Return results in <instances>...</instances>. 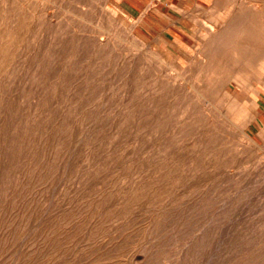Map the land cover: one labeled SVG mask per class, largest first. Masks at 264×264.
Listing matches in <instances>:
<instances>
[{
	"label": "bare ground",
	"instance_id": "1",
	"mask_svg": "<svg viewBox=\"0 0 264 264\" xmlns=\"http://www.w3.org/2000/svg\"><path fill=\"white\" fill-rule=\"evenodd\" d=\"M249 5L237 7L220 25H204L199 46L178 43L187 65L175 68L157 55H112L108 48L116 45L105 41H95L92 48L98 51L91 55L51 52L74 44L53 36L60 30L34 10L17 11L0 2V216L7 191L27 186L30 208L38 184L55 183L54 196L43 198L39 212L35 206L29 211L22 230L13 232L0 222V242L15 236L12 243L19 252L27 237L49 225L54 243L47 253L57 261L78 246L73 238L61 250V230L80 232L85 243L102 239L137 214L156 222L169 216L184 194L237 168L246 178L232 192L200 202L190 212L184 209L174 231L179 238L172 259L152 263L161 244L146 245L143 238L131 243L132 264H264V159L250 163L253 143L245 132L246 119L232 121L235 104L212 100L207 83L213 74L228 80L232 63L254 58L259 69L244 71L264 72V22L258 28L250 19L264 18V0ZM76 42V47L82 44ZM254 44L259 50L252 59ZM137 251L141 256L134 258Z\"/></svg>",
	"mask_w": 264,
	"mask_h": 264
},
{
	"label": "rangeland",
	"instance_id": "2",
	"mask_svg": "<svg viewBox=\"0 0 264 264\" xmlns=\"http://www.w3.org/2000/svg\"><path fill=\"white\" fill-rule=\"evenodd\" d=\"M121 1L122 0H38L37 2L36 0H4V3L7 7L13 5V8H15L17 11L22 10L26 12L28 11L26 9L34 10L33 12L35 13V15L38 14L37 16L40 17V20H49L54 23L55 28H58L60 30L53 32V36H56L58 38H66L70 44H74V46L68 48H53L50 50L51 52H70L75 56L77 54H79V56L91 55L98 51L97 49L92 48L95 41H105V43H108L110 45H116L115 48H108V50L110 49L108 53H112V55L120 53L128 54V52L136 54L145 53V55L150 54L151 56L157 55V57L161 58L164 62L170 64L175 68H178L179 66L184 67L187 65V56L184 55V49L182 50L184 54L181 53V50L178 47V43L188 44L190 46L192 44L195 45L197 43L196 39L199 34L201 35V31L203 30L204 25L210 23L212 25H220L221 22L219 21H228L230 19L231 13L236 10L237 7L245 8L247 6H250L249 3L251 4L255 0H204L203 2H198V0H184L183 3L186 5L183 6L181 4H176L175 1L171 2L168 0H144L141 5H136L133 7L117 5ZM0 2L2 3L3 0H0ZM213 6H216L214 7L215 9H212ZM250 19L253 22L257 21L254 26L258 28L261 26L259 22H264V18ZM196 29L198 30L197 33ZM258 36H261L260 33L258 34ZM101 37L103 38L102 41L100 40ZM124 37L127 38V41H123V39H120ZM75 39L76 41L82 43L79 46L80 48L78 46H75V44L77 43ZM132 45H135L136 49H131ZM196 46L199 45L196 44ZM257 46L256 44L253 45L254 49L253 54L251 55L252 59L255 57L256 52H258L259 50ZM193 59L195 62L193 66L198 70V68H200L198 55H195ZM213 67L215 66L213 65L210 68ZM231 67L233 73H231V77L228 80H219V75L213 74V77L207 81V83L210 85V98L215 101H219L220 99H224L226 101L231 100V102L235 104V108L233 107L230 109V117L232 121L237 123L241 122L242 119H246V125L244 127L245 132L248 134L253 143V145L249 146V151H252V159L250 163L254 164V162H256L259 164V162L261 163V161L264 159V135L258 132L259 127L254 121V118L257 113L259 100H261V98L264 96V72L258 75L257 73L244 71L245 69H251L252 71H257L259 69V66L255 64V58L250 63H247L246 60L239 63H232ZM251 74L252 76H250ZM183 75L187 77L186 72ZM181 82L186 83L184 79H181ZM225 105L226 104L223 103L222 106L224 107ZM198 106L200 109H202L200 104ZM258 153H260V155ZM256 159H259L260 161H256ZM255 170L258 171V169ZM229 171H227L228 173H223L222 177L221 175L215 177V179L212 180L211 183L206 185L204 188L198 191L190 190V193L187 192L186 194H184L181 201L176 203V206H172L170 214H168L169 216L166 215L164 216V218L161 217L163 221H161V218L157 220L158 224L157 221H153L154 225L150 222L149 219L148 221H146L148 216L145 213L137 214L126 220V222H124L120 227H117L116 229H113L111 232L107 233L108 235L105 234L102 239L85 243L80 242V232L70 231L69 233H65L61 230L60 233L64 235H59V240H57L58 244L61 246V250L64 249V246L68 244L69 241L73 240V238L75 239V242L79 247L77 246L69 253L66 252L67 254H65L64 257L57 261L53 259L52 255L47 253L50 248L49 246L54 243V238L51 234V228L49 225H45L44 229L42 228L38 231L40 232V235L34 234L27 237L23 242L24 244H21L23 246L20 247L21 250L19 252H17L16 250L17 246L15 248L12 243L15 236L12 237L11 235L10 237H8L9 239L1 240V242L3 241L2 243H4L5 246L0 247V259L2 258L0 260V264H132L134 263V261L131 256L133 252L131 243L133 242V244H135L143 238L146 239V245L157 241H159V244H161L159 245V247H157V249L155 250L156 252L154 251L152 255V263H156L158 261V258L160 259L162 257H169V259H172L174 251L177 250V248L175 249L174 247L178 243L177 241L179 238V234H175L174 231H176V228H178L183 213L190 212L196 209L200 205V202L206 203L215 198H219V196L222 197L224 195H228L237 186L238 181H242V179L246 178V176L243 177V174L240 173L239 169L237 168H231L229 169ZM39 184L37 188L38 194L36 195L34 201L35 204H33V206L30 205V208L28 206L30 204V198L26 194L27 186H19L12 193L7 191L6 200L8 203H6V208H4L1 213L3 214V216H0L2 227H8L13 232L22 230V227L24 226L21 223H24L26 221V216L29 214V211L33 212V207L35 206L34 211L39 212L40 208L42 207V200L48 198L49 200H51L52 196H54L55 193L54 181L46 180V185L43 184L44 186L42 184H40V186ZM40 194L41 196H39ZM16 195L19 196L17 199H15L17 197ZM26 199L29 202H26ZM21 203L24 205H22ZM82 207H84L83 204L80 205L79 209H82ZM16 208L18 209V212ZM184 209L185 212H183ZM15 212L17 214H22L19 215L20 217L15 218ZM12 219L13 221L10 222ZM62 225L63 224H61V226ZM13 226L14 228H17L13 229ZM18 227L20 228L19 230ZM121 228H124L125 230ZM121 230L123 233L119 232ZM172 230L173 232L171 233L170 231ZM49 233L50 235H48ZM173 234L176 236H174ZM170 236L171 238L169 239ZM107 239L109 242L106 241ZM171 239H173V241H171ZM48 240L52 242H49ZM161 242H163V244ZM172 242L173 244H171ZM2 243L1 245H3ZM43 244L45 247H47L48 245L49 246L45 249V247H43ZM61 244H63V246ZM72 244H74V242ZM167 244H170L169 247H167ZM39 245L41 248L40 250L44 249L45 251L42 250L39 252ZM121 245H124V247ZM126 245H130V247H127ZM35 247L38 249V251ZM163 247L165 249H163ZM119 250H121L120 252L122 253H120ZM171 250L172 253H170ZM127 251L129 253H127ZM38 253H40L39 256L37 255ZM76 253L77 255H75ZM2 254H4V257ZM69 254L71 255L70 257H68ZM158 255H160L161 257ZM30 256H32V258ZM140 256V252H135L134 258H139ZM36 257L38 260L36 259ZM7 258H9V260ZM12 258L13 260H11Z\"/></svg>",
	"mask_w": 264,
	"mask_h": 264
},
{
	"label": "crops",
	"instance_id": "3",
	"mask_svg": "<svg viewBox=\"0 0 264 264\" xmlns=\"http://www.w3.org/2000/svg\"><path fill=\"white\" fill-rule=\"evenodd\" d=\"M144 0H122L117 5H122L126 7H133L136 5H141ZM175 1L176 4L186 5L183 3L184 0H168ZM204 0H198V2H203ZM161 8V7H160ZM161 11V10H160ZM254 121L257 123L259 129L258 132L264 135V96L259 100V105L257 106V113L254 118Z\"/></svg>",
	"mask_w": 264,
	"mask_h": 264
}]
</instances>
